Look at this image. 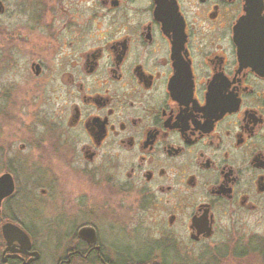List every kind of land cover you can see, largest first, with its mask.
I'll use <instances>...</instances> for the list:
<instances>
[{"label": "flooded vegetation", "instance_id": "flooded-vegetation-1", "mask_svg": "<svg viewBox=\"0 0 264 264\" xmlns=\"http://www.w3.org/2000/svg\"><path fill=\"white\" fill-rule=\"evenodd\" d=\"M0 171V264H264V0H0Z\"/></svg>", "mask_w": 264, "mask_h": 264}, {"label": "rangeland", "instance_id": "rangeland-1", "mask_svg": "<svg viewBox=\"0 0 264 264\" xmlns=\"http://www.w3.org/2000/svg\"><path fill=\"white\" fill-rule=\"evenodd\" d=\"M3 165L4 164L2 163L1 166ZM17 180H18V190L16 191V195L12 200L14 205H7V206H12L14 216L23 224L30 225L31 223H35L36 225L39 226L42 223L43 219L47 218L48 214L51 213V210L55 209L57 205H48V203L46 202H43L40 205L39 203H37L38 205H32L25 196L21 197V192H22L21 189L22 187L25 188L26 177L17 175ZM17 201H19L18 205H17ZM3 207L5 209L6 205H3ZM36 244L39 247V249L42 251V258L44 260L45 258L48 257L47 255L50 252V249L44 246V244L48 245V243L45 242L44 240H38L36 241ZM50 246H52V244Z\"/></svg>", "mask_w": 264, "mask_h": 264}, {"label": "water", "instance_id": "water-1", "mask_svg": "<svg viewBox=\"0 0 264 264\" xmlns=\"http://www.w3.org/2000/svg\"><path fill=\"white\" fill-rule=\"evenodd\" d=\"M13 190V182L11 179V176L8 173H4L0 175V201L3 197L7 196L10 194ZM15 232L20 233V231L16 228ZM27 246L28 243H27Z\"/></svg>", "mask_w": 264, "mask_h": 264}]
</instances>
